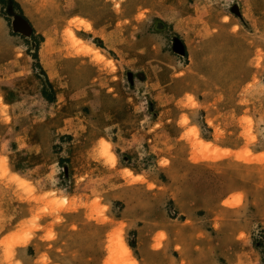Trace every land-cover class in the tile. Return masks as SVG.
Here are the masks:
<instances>
[{"label":"rangeland","instance_id":"obj_1","mask_svg":"<svg viewBox=\"0 0 264 264\" xmlns=\"http://www.w3.org/2000/svg\"><path fill=\"white\" fill-rule=\"evenodd\" d=\"M0 264H264V0H0Z\"/></svg>","mask_w":264,"mask_h":264},{"label":"water","instance_id":"obj_2","mask_svg":"<svg viewBox=\"0 0 264 264\" xmlns=\"http://www.w3.org/2000/svg\"><path fill=\"white\" fill-rule=\"evenodd\" d=\"M13 28L15 32H19L26 36H29L32 33L30 24L21 16H15ZM174 51L180 55H184L185 48L180 43H176Z\"/></svg>","mask_w":264,"mask_h":264},{"label":"bare ground","instance_id":"obj_3","mask_svg":"<svg viewBox=\"0 0 264 264\" xmlns=\"http://www.w3.org/2000/svg\"><path fill=\"white\" fill-rule=\"evenodd\" d=\"M123 252L128 255V254H130L131 251L129 250V247L125 245Z\"/></svg>","mask_w":264,"mask_h":264}]
</instances>
